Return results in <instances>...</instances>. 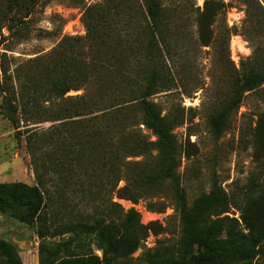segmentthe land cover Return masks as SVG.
I'll return each mask as SVG.
<instances>
[{"label":"trees","instance_id":"obj_1","mask_svg":"<svg viewBox=\"0 0 264 264\" xmlns=\"http://www.w3.org/2000/svg\"><path fill=\"white\" fill-rule=\"evenodd\" d=\"M52 1L0 0L4 115L16 128L19 115L33 123L52 122L47 128L25 131L37 182L0 181V212L37 230L39 260L31 264L129 262L151 227L157 232L164 228L155 222L144 224L139 211L125 209L112 194L138 200L144 193L162 195L167 183L181 234L173 243L159 239L148 248L145 264H264V171L239 195L214 182L189 203L178 173L182 151L174 131L186 123V109L179 104L165 111L155 100L176 88L191 94L174 73L175 54L191 45L207 46L213 58L225 64L230 37L241 34L251 43L252 53L239 67L229 59L231 88L209 116L211 132L220 138L246 93L264 90V0H205L202 7L190 0H71L82 7L86 32L63 35L50 51L16 62L8 51L15 41L28 38L32 17ZM237 6L244 10L240 24L218 28L220 15ZM193 21L196 40L187 31ZM141 124L156 138H148ZM247 133L261 160L264 113ZM130 156L145 160L129 161ZM55 173L65 188L83 174L85 202L97 204L98 215L52 224L47 209L54 198L46 177ZM121 180L126 183L118 187ZM165 208L160 198L147 203L150 211ZM232 208L240 211L239 217L227 214ZM54 236L62 238L49 239ZM0 264H24L18 245L1 236Z\"/></svg>","mask_w":264,"mask_h":264},{"label":"rangeland","instance_id":"obj_2","mask_svg":"<svg viewBox=\"0 0 264 264\" xmlns=\"http://www.w3.org/2000/svg\"><path fill=\"white\" fill-rule=\"evenodd\" d=\"M85 1L95 3L101 0ZM204 1L190 0V3L195 7H202ZM82 14V7L73 4L71 0L52 1L45 8H40L32 17L28 38L15 41L12 50L8 53L18 62L50 51L63 35L84 34L86 31ZM243 17L242 7H233L220 15L216 26L223 28L225 24L230 27L239 25ZM187 27L189 34L196 40L194 21ZM3 31L5 34L9 33L7 28ZM228 47L225 64H219L212 56V48L207 46L200 47L195 44L187 47V51L183 50L175 54L174 62H171L174 73L178 81L186 84L191 94L185 95L182 93V88H176L172 93L159 94L155 97L165 111L179 104L186 109V123L176 127L174 131L182 151L178 173L189 203H192L202 192L209 191L214 182L221 183L229 193L239 195L251 188L253 176L260 177L264 171V158L259 160L255 157L250 140L246 139L249 135L247 132L256 126L259 114L264 113V90L246 93L241 106L231 119L228 130L220 138L214 137L209 126L210 114L219 106L231 88L226 69L231 66L230 61L232 60L236 67H239L240 61L252 53L251 43L241 34H233ZM197 84L202 88H195ZM81 92V90L70 91L68 94L75 95ZM3 100L4 94L0 91V181H24L34 184L37 182L36 172L26 145L25 131L28 127L36 130L47 128L52 122L33 123V119L27 120L19 115L20 127L16 128L12 120L4 115V106H1ZM140 127L148 138H156L143 124ZM18 129L22 134L17 132ZM127 160L144 161L145 159L143 156H130ZM64 182L59 173L46 177V187L48 186L50 195L54 198L51 202L52 206L47 209L52 224L85 220V215L88 214L92 217L98 215L97 204L85 202L83 174L77 175L66 188ZM125 183V180H121L118 187ZM165 187L166 190L162 195L144 193L138 200L119 197L117 193L112 194L113 200L119 202L125 209L134 208L139 211L144 224L155 222L164 228L163 231L157 232L151 227L142 247L134 252L129 262L124 264H145L144 252L148 248L155 247L159 239L165 244H170L179 238L182 228L179 212L176 210L170 185L167 183ZM158 198L166 201V208L160 212L148 210L147 203ZM227 214L239 217L240 211L232 208ZM0 236L18 245L24 264L38 262L40 241L35 227L0 212ZM61 238L62 236H54L49 239ZM93 248L96 253L101 254V250L95 244Z\"/></svg>","mask_w":264,"mask_h":264}]
</instances>
